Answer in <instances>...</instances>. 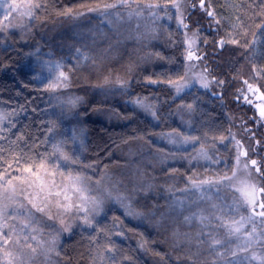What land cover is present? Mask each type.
I'll use <instances>...</instances> for the list:
<instances>
[{
    "label": "trees",
    "instance_id": "obj_1",
    "mask_svg": "<svg viewBox=\"0 0 264 264\" xmlns=\"http://www.w3.org/2000/svg\"><path fill=\"white\" fill-rule=\"evenodd\" d=\"M5 2L11 3V0ZM41 2L46 7L37 11L38 18L34 21L20 18L16 13L4 21L10 25L23 23L25 28L9 27L0 31V104L18 115L0 126V136L5 137L0 140V147L23 149L39 159V153H51L53 144L63 142L64 151L78 157L84 165H92L91 168L67 167L86 177L90 194L98 197L100 188L114 189L115 177L121 175L123 168L135 164L137 169L122 173L127 185L120 186L116 202L108 203L98 217H93L92 227L74 217L71 233L59 244L60 255L51 262L35 255L31 264H111L108 257L113 254L103 252L102 248L108 242L116 246L114 255L118 264H192V260L195 264H210L217 257L215 250L208 243H198L201 226L196 221L185 223L184 217L200 210L206 216L212 215L215 212L212 203L231 205L234 199L239 203V197L234 190L222 189L206 193V198L201 200L195 190H180L189 188V177L214 179L224 170L225 160L229 165L233 163L228 141L221 144L217 140L213 149V137H227L231 130L236 139L243 133L247 138L246 126L264 144V122L259 121V109L255 107L264 105V96L263 100L257 98L259 92L264 94V72L260 71L264 68V37L257 32L259 19L249 7L252 0H211V7L222 18L219 31L199 10L191 15L186 13L188 30L199 29L198 50L204 56L202 62L214 79V86L211 90L194 87L180 96L166 83L148 82L149 79H177L186 70L185 35L175 18L153 22L150 16L146 26L139 23L140 26L133 27L135 37L131 34V38L125 39L122 34L128 29L121 27L116 13L125 19L128 9H111L106 17L87 11L96 2L114 3L115 0ZM69 8L72 14L65 15ZM78 12L83 14L76 15ZM147 15L148 11L144 10L143 16L133 18ZM0 20H3V9H0ZM229 25L240 26L232 32L233 36L247 32L246 36L239 37L242 45L250 44L254 34L260 42L251 47L225 44L219 48L216 42L227 39V33L232 31ZM57 63L63 66L61 70L68 75L70 86L46 91ZM219 80L224 84L216 83ZM125 81L128 85L122 88L121 83ZM244 81L259 91L248 92ZM241 89L251 104L242 97L237 99ZM137 97L146 98L145 103L154 105L158 118L130 102ZM76 98L79 100L75 105L70 103ZM187 104L193 105L192 111L181 107ZM68 109H73L81 118V126L84 125V145L77 151L72 150L67 128L73 120L65 114ZM253 118L257 123H253ZM49 128L53 131L49 132ZM174 130L200 137L192 149L180 155L186 160L175 163L163 160L166 144L162 135ZM20 135L23 141L12 144ZM45 140L46 143H41ZM201 143L221 163L189 159ZM177 198L185 201L183 210L172 206ZM129 212L142 215H128ZM240 213V208L239 211L225 208L223 213L215 214L222 215L228 223ZM212 224L203 231L224 241L227 229L216 227L215 220ZM93 236L97 237L95 242L91 240ZM12 250L11 244L5 249ZM19 251L16 252L19 254ZM0 264H7L3 252H0Z\"/></svg>",
    "mask_w": 264,
    "mask_h": 264
},
{
    "label": "snow or ice",
    "instance_id": "obj_2",
    "mask_svg": "<svg viewBox=\"0 0 264 264\" xmlns=\"http://www.w3.org/2000/svg\"><path fill=\"white\" fill-rule=\"evenodd\" d=\"M44 7L46 5L41 0H20L19 3L17 0H11V3L0 0V9H3V20H0V31L7 30L9 27H25L23 23L16 25L4 23V21L9 20L13 13L31 22L38 18L36 16L37 11ZM118 7L128 9L129 17L132 15L143 16L144 10H147L149 16L153 18V22L164 18L168 20L175 18L177 26L183 29H188L189 27L185 23L187 19L186 13L191 15L199 10L204 16L209 18L211 24L216 25L217 31L222 27V18H218V14L211 7V0H164L163 3L159 2V0H150V2L146 0L143 3L138 2V0H115L114 3L96 2L95 6L88 7L87 11L97 12L101 16L106 17L111 14L109 10ZM249 7L252 8L253 16L259 19V23L256 24L257 32L260 37H264V0H258V3L257 0H252V4ZM161 12H163V16H161ZM173 12L175 13V17L172 14ZM64 14H72V9H67ZM75 14L82 15L83 12ZM116 15L119 16V13H116ZM237 19L239 20L240 18L237 17ZM229 27L232 31L227 33V39L222 38L216 42L219 48H223L225 44L251 47L260 42L255 39L256 34H254V38L250 44L245 43L242 45L239 37L246 36L247 32H237V35L233 36L232 32H236L240 26L229 25ZM198 35L199 29L192 33L193 37H198ZM204 42L207 43V40ZM77 51L79 52V50ZM198 51L195 39L189 38L188 47L185 49V59L190 62L203 60L204 56L198 55ZM83 58L85 60L88 59L87 56ZM62 67L59 63L55 65L58 74L46 84V91H56L58 88L70 86L69 77L61 70ZM196 67H198V64L190 63L186 66L184 74L177 79L168 78L166 81L149 79L148 82L150 84L158 82L166 83L174 89L176 96H180L185 89L190 88L193 82H198L202 88H208L209 82L206 79L207 67L205 66L204 71L199 74L193 72V69ZM260 71L264 72V68ZM255 74L259 75V73ZM216 83L223 85L224 81L219 80ZM244 83L247 85L248 92L259 91V89H254L253 85L248 84L247 81H244ZM127 85V81L121 83L122 88L127 87ZM239 92L240 95L237 96L238 100L242 97L247 103H252L243 94V89L239 90ZM257 98L259 99L260 97ZM145 99L137 97L130 102L149 113L153 118H158L155 106L145 103ZM78 100L79 98H76L75 100H71L70 103L75 105ZM181 107L187 108L189 111L193 110L192 104L181 105ZM255 107L259 109V121L264 122V105L257 104ZM5 119H7L6 115L0 114V123H3ZM253 123H257L255 118H253ZM48 131L51 132L53 129L49 128ZM245 132L248 134L247 138L251 141L247 148L241 140L236 139L231 130H228L227 137L224 135L213 137V149L217 140L221 144L225 140L228 141L233 151V163L229 165L225 160L223 162L224 170L222 173H217L214 179L200 180L189 177V188L180 190L185 192L189 190L200 192L199 199L201 200L206 198L203 195L205 185L214 188L216 192H220L222 189H229L239 193V203H237L236 199L233 200L231 205L221 206L212 203L211 207L215 210L212 215L206 216L203 214V210H200L184 217L185 223L191 224L193 221H196L201 226V231L197 233L198 243H208L209 247L214 250L217 246H223L224 242L216 239L210 232L205 233L203 231L204 228L213 226V220L216 221V227L227 229L229 237L240 233L245 223L251 224V230L245 233L247 238L243 242L244 245L250 246L253 243H264V199L260 198V194H264V171H262L264 169V144L259 139H256V133L246 126ZM162 135L165 136L169 144L175 146L194 145L200 141V137L185 135L176 130ZM2 139H5V137L0 136V140ZM23 139V135H20L16 138V141H12L11 143L16 144L17 141H23ZM46 142L45 140L41 143ZM18 147L19 145H17ZM33 147H38V145H33ZM52 148L53 151L51 153H39V159H37L36 156L31 155L29 152H24L23 149L16 151L11 148L5 149L0 147V252H3L4 257L7 259L8 257H12L11 252L5 251L9 244L15 245L20 250L19 254L13 259H7V264H31V260L38 253V250L45 257L51 253L59 256L60 252L57 251V245L60 233H71V225L67 224L63 217L66 214H75L77 218L82 220L83 224L92 227L94 215L99 214L101 210L103 197L91 195V189L86 182L87 178L82 176L79 171L74 172L71 168L67 167L70 165H80L81 167L91 168L92 165H84L79 161L78 157H73L64 151L63 142L53 144ZM172 155L174 157V154ZM167 158V155L163 157V159ZM189 159H204L210 161L212 164L221 163L219 158L213 159L208 154V150L205 149L203 143L200 144L196 154ZM62 165L64 166L63 168ZM41 172L51 177V179L47 181L41 179ZM57 176L61 178L59 183L55 179ZM33 177L39 180V184H37L36 180L32 179ZM149 188H151V185H149ZM69 190L71 191V195L69 194ZM72 195L76 196L75 202L72 199ZM108 196L110 197L111 193H108ZM207 199L211 200V197H207ZM172 206L183 210L185 201L177 198L174 200ZM240 207H244L249 212V215L247 217L242 216L240 221H234L232 224L226 223L222 215L215 214L223 213L225 208L229 211H239ZM37 214L40 215L38 216ZM128 215L140 216L142 214L129 212ZM257 217H259V220H257ZM44 220L58 222L60 225L56 235L48 241L39 238L44 233V228L41 226ZM257 223L262 226L259 233L257 232ZM48 227H54V224H49ZM99 231L102 232L103 229ZM120 234L122 235V233ZM105 236L107 237L106 233ZM200 237H206V239H200ZM96 239V236L91 237L93 242ZM102 248L103 252L113 254L108 257L111 264H118L114 255L116 251L114 243H105L102 245ZM247 250V247L241 248V251ZM217 255L223 256V253L217 252ZM232 256H236L235 251L232 252ZM124 259L130 258L125 257ZM189 259L192 260V257H189ZM253 259H257V257L253 256ZM192 264H195L194 260H192Z\"/></svg>",
    "mask_w": 264,
    "mask_h": 264
},
{
    "label": "rangeland",
    "instance_id": "obj_3",
    "mask_svg": "<svg viewBox=\"0 0 264 264\" xmlns=\"http://www.w3.org/2000/svg\"><path fill=\"white\" fill-rule=\"evenodd\" d=\"M134 16L135 15H132L131 17H129L128 13H127L126 18L122 19V17L120 16V13H119V16L116 15V17L119 19L118 23L120 22L119 24L121 25V27H126V29H128L126 32H123V34H122L125 39L131 38L132 37L131 34L135 37V34H133L134 33L133 32V29H134L133 27L135 25L140 26L139 23H141V25L146 26L147 23H148L147 21L150 22V16L149 15H147L146 18L140 17L137 20L133 18ZM23 28H25V27H23ZM180 28L184 32V35L186 33V35H185L186 47H188V39L192 38V39H195L196 47L198 48V38L192 36L193 32L188 30V29H183L182 27H180ZM117 35H119V34L117 33ZM197 54L200 55L199 51H198ZM190 63L198 64V67L193 69L194 73L199 74L200 72L204 71L205 66H204L202 60L201 61H192V62L187 61V65H189ZM53 73H54L53 76L58 74L56 69L53 70ZM206 79L209 82V87L208 88H202L198 82H193L192 86L190 88H188V89H185L181 94L191 90L194 87H199L200 89H203V90H211L213 88V86H214V79H212L208 69H207ZM61 89H64V87L58 88L56 91L61 90ZM72 111H73V109H68V111L65 112V114H66V116H69V117H71L73 119L72 123H70L67 128H68V131L71 134L70 137H71V141H72V144H73L72 150L73 151H77L78 149H82V147L84 145L85 133L82 130V126H83V129H84V125L82 123V126H81V118L77 114L72 112ZM0 114H4L7 117V119H5L3 121V123H0V126L2 124H4V123H7V122L15 120L16 117L18 116L17 114L14 115L13 112H10V111L6 110L5 108H3L1 106V104H0ZM237 140H241L245 144L246 148L251 143V141L246 138L244 133L239 135V136H237ZM164 142H165L166 146H165V148L163 150L164 151L163 157L165 155H167L168 158L167 159H163V160H165L166 162H173V163H175L176 161H180V160L181 161L186 160V157L181 158L180 155L183 152L186 153L187 151L192 149V147L194 146L193 144H188V145H184V146H175V145L169 144L168 140L166 138L164 139ZM172 154H174V157H173ZM194 155H195V153H191V156H194ZM136 169H137V166H135V164L129 165V167L126 166L125 168H123L121 170V175L115 177L114 189H112L110 187L100 188L99 196L103 197V204L101 206V210L99 211V214L94 215V217H98L102 213V211L106 208V205L108 203L116 202V197H117V193H118V191L120 189V186L122 184L127 185V183L124 182L122 175L123 174H128V173H130L132 171H135ZM40 178L44 179L45 181L51 179V177L46 176L43 172H41ZM32 179L36 180L37 184H39V180H37L36 177H33ZM55 179H56L57 183H59L60 180H61V178L59 176L55 177ZM14 183H15V181H14ZM65 183H66V181H65ZM190 191H192V190H190ZM108 193H111L110 197L108 196ZM206 193H216V190L214 188H211L208 185H205L204 189H203V195H205ZM69 194L71 195V191L70 190H69ZM197 194H198V196L201 195L200 192H198ZM236 194L239 197V193H236ZM263 195L264 194H260V198L261 199H264ZM72 199L75 202L76 196L72 195ZM240 212H241L239 214L240 216L237 219L233 220V221L231 220L232 222L230 221V222H228V224H232L234 221H240L242 216L243 217H247L249 215V212L244 207H240ZM37 215L39 216L40 214H37ZM74 217L77 218V216L75 214H71V213L70 214H66L63 217L65 219L66 223L71 225V230H72V226H73L72 225V220L75 219ZM257 220H259V217H257ZM49 224H54V227H51V228L48 227ZM41 226L45 229L44 230V234L45 235H42L39 238L43 239L45 241L51 240L52 237L54 235H56V232H57V230L60 227L58 222L47 221V220L42 221ZM236 226H239V225H236ZM256 226H257V232L259 233L261 231V227L262 226L260 224H258V223H257ZM251 227H252L251 224L245 223L244 227L241 228V232L236 234V235H233L231 237H229L228 231H227V233H225V235H224L223 246H217L216 247L215 254H216L217 257L214 258L212 261H210V264H264V243H259V244L253 243L250 246L244 245V243H243L244 240L247 238L245 236V233L249 232L251 230ZM69 234L70 233H67V232H61L60 233L59 239H58L57 250H58L59 244ZM237 237H239V238H237ZM12 246L14 247V250L16 249V251H19V249L15 245H12ZM242 247H247L248 250L247 251H241ZM14 250H12L10 252L12 253V255H17L18 253L16 251H14ZM233 251L236 252V256H232V252ZM217 252H222L223 256L217 255ZM36 255H38V256L41 255L39 253V250H38V253ZM41 256L43 258H45L46 260H49L51 262L53 260V258H55L56 255H55V253H51L47 257H45L44 255H41ZM253 256L257 257V259H253ZM7 259H10V258L8 257ZM44 264H46V263H44Z\"/></svg>",
    "mask_w": 264,
    "mask_h": 264
},
{
    "label": "water",
    "instance_id": "obj_4",
    "mask_svg": "<svg viewBox=\"0 0 264 264\" xmlns=\"http://www.w3.org/2000/svg\"><path fill=\"white\" fill-rule=\"evenodd\" d=\"M259 97L261 100L263 99L262 93H259Z\"/></svg>",
    "mask_w": 264,
    "mask_h": 264
}]
</instances>
